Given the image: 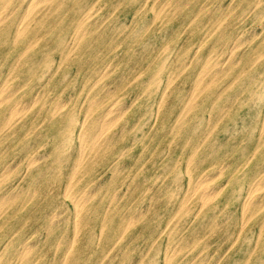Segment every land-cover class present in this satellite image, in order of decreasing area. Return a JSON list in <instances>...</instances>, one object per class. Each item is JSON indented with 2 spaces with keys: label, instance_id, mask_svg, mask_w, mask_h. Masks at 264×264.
I'll use <instances>...</instances> for the list:
<instances>
[{
  "label": "rangeland",
  "instance_id": "obj_1",
  "mask_svg": "<svg viewBox=\"0 0 264 264\" xmlns=\"http://www.w3.org/2000/svg\"><path fill=\"white\" fill-rule=\"evenodd\" d=\"M258 1L51 0L14 44L29 0H0L14 12L0 25V124L23 109L0 125V264H264ZM109 104L112 142L71 174L81 123Z\"/></svg>",
  "mask_w": 264,
  "mask_h": 264
},
{
  "label": "bare ground",
  "instance_id": "obj_2",
  "mask_svg": "<svg viewBox=\"0 0 264 264\" xmlns=\"http://www.w3.org/2000/svg\"><path fill=\"white\" fill-rule=\"evenodd\" d=\"M97 1V0H96ZM155 2H154V4H157V3H160V5L162 6V9L165 7V6H168L167 4L168 3H170L172 0H167L168 1V3L167 2H163V3H161L160 1L161 0H154ZM258 1V0H257ZM27 3V2H26ZM50 3H52L51 2V0H29V2L26 4V6H25V8H24V10H23V12H21L22 14L20 15V17L18 18V20H16L17 21V25H16V30H15V32H14V35H13V41H11V42H13L14 44H16V42L17 41H19V40H22L23 39V37L24 36H26V32L28 31V30H30V26L34 23V22H39V21H41L42 20V18L43 17H45L46 16V14H47V12H48V8L49 7H52V5L50 4ZM146 3V2H145ZM145 3H143V4H145ZM258 4H256L255 5V7L256 6H259L260 4H259V1L257 2ZM152 6V5H151ZM150 6V7H151ZM155 6V5H154ZM154 6H152L153 7V9L155 8ZM149 7V8H150ZM177 7H179V5L177 6ZM221 7V6H220ZM16 8V7H15ZM15 8H14V10H15ZM21 8V7H20ZM94 8V7H93ZM199 8V7H198ZM205 8V7H204ZM228 8V7H227ZM161 9V10H162ZM80 10V9H79ZM152 10V9H151ZM174 10V9H173ZM98 11V10H97ZM222 11V10H221ZM91 12V11H90ZM160 12V11H159ZM14 12H13V9L12 8H10V6H9V2L7 3H3L1 6H0V25L2 24V23H5V21L10 17V15H12ZM161 13V12H160ZM230 14V13H229ZM93 15V14H92ZM91 15V16H92ZM264 17V16H263ZM88 18V17H87ZM154 19H156V16H155V18ZM95 21V20H94ZM208 22V21H207ZM83 23V22H82ZM77 24V23H76ZM90 24V23H89ZM212 24V23H211ZM261 25V24H260ZM264 28V27H263ZM262 30H260V32H261ZM81 31L80 30H78L75 34L76 35H78V36H76V38H77V40L79 39V40H81L82 38H83V36L81 35L82 33H80ZM89 32L90 31H88V34H89ZM183 32V31H182ZM84 33V32H83ZM86 33H87V31H86ZM212 33V32H211ZM254 33V32H253ZM84 35V34H83ZM203 37V36H202ZM248 37V36H247ZM74 38V37H73ZM235 39H236V37H235ZM72 40V39H71ZM201 40V39H200ZM234 40V39H233ZM246 40V39H245ZM69 41V40H68ZM240 41V40H239ZM30 42V41H29ZM28 42V43H29ZM241 42H244V40H242ZM232 44V43H231ZM28 45V44H27ZM238 45V44H237ZM32 46H34V43L32 44L31 42L29 43V48L30 47H32ZM76 46V45H75ZM234 46H236V45H234ZM167 47H168V45H167ZM166 47V48H167ZM239 47V46H238ZM232 50V49H231ZM230 52V51H229ZM231 53V52H230ZM229 53V54H230ZM260 54V53H259ZM228 55V54H227ZM231 55H232V53H231ZM230 55V56H231ZM229 56V57H230ZM264 56V53H262V54H260L258 57H260V58H262ZM221 57V56H220ZM228 57V56H227ZM228 57V58H229ZM218 58V57H217ZM227 58V59H228ZM191 59V58H190ZM207 59V58H206ZM212 60V57L211 58H209V61L207 62V64L204 66V73H207V74H210L211 72H212V67L214 66V65H212L211 64V60ZM18 60V59H17ZM225 60V59H224ZM237 60V59H236ZM235 60V61H236ZM222 61V60H221ZM226 61V60H225ZM231 61V60H230ZM233 61V60H232ZM234 61V62H235ZM17 62V61H16ZM15 62V63H16ZM51 62V61H50ZM190 62V61H189ZM224 62V61H223ZM109 63V62H108ZM164 63V62H163ZM236 63V62H235ZM214 64H217V63H214ZM17 65V64H16ZM202 65V64H201ZM218 65V64H217ZM107 66H110L109 64L107 65ZM161 67V66H160ZM160 67H159V69H160ZM105 68V67H104ZM99 69V68H98ZM114 69V68H113ZM158 69V70H159ZM222 69H223V67H222ZM14 70V69H13ZM216 71H217V69H215ZM214 70V71H215ZM224 70V69H223ZM229 70V69H228ZM101 71V70H100ZM182 71V70H181ZM216 71H215V73H216ZM221 71V70H220ZM108 72V71H107ZM199 72V71H198ZM198 72H197V74H198ZM105 73H106V71H105ZM109 73V72H108ZM111 73V72H110ZM179 73V72H178ZM177 73V74H178ZM227 73V72H226ZM104 74V73H103ZM179 74H181V73H179ZM206 75V74H205ZM204 75V76H205ZM215 75V74H214ZM101 76V75H100ZM172 76V75H171ZM8 77V76H7ZM99 77V76H98ZM216 77V76H215ZM166 78V77H165ZM99 79V78H98ZM169 79H171V78H169ZM201 79V78H200ZM96 81H97V79H95ZM3 81H5V79L3 80ZM159 81V80H158ZM174 80H172V82H173ZM201 81V80H200ZM200 81H199V83H200ZM210 81V80H209ZM167 82H168V80H167ZM194 82H195V80H194ZM7 83V82H6ZM129 84V83H128ZM159 84V83H158ZM168 84V83H167ZM206 84H207V82H206ZM21 85V84H20ZM152 85V84H151ZM199 85V84H198ZM1 87V86H0ZM148 87H150V86H148ZM196 87V86H195ZM228 87V86H227ZM11 88V87H10ZM3 89H4V87H2L1 88V90H0V107L3 105V104H5L6 103V100L7 99H5V96L3 95ZM113 89V88H112ZM167 89V88H166ZM193 89H194V87H193ZM195 90V89H194ZM15 91V90H14ZM14 91H12V92H14ZM38 91V90H37ZM114 91V90H113ZM194 92V91H193ZM11 93V92H10ZM88 93V92H87ZM87 93H86V96H87ZM105 94H108L107 92H104ZM191 93H192V91H191ZM8 94V93H7ZM163 94V93H162ZM215 95H216V93H214ZM214 94H213V96H214ZM192 95V94H191ZM190 95V96H191ZM10 96V95H9ZM13 96V95H12ZM195 96H196V94H194L191 98L192 99H194L195 98ZM36 97V96H35ZM237 97V96H236ZM36 99H38L37 97H36ZM99 99H101V98H99ZM31 100V99H30ZM35 101H37V100H35ZM93 101V105H96L97 103H99V102H97L96 103V101L93 99V100H91V102ZM95 101V102H94ZM118 102V101H117ZM7 103H9L8 101H7ZM23 103H25V101L23 102ZM22 103V104H23ZM59 103V102H58ZM67 103H68V101H67ZM130 103V102H129ZM199 103V102H198ZM20 104V103H19ZM27 104V103H26ZM75 104V103H74ZM24 105V104H23ZM29 105V104H28ZM64 105V104H63ZM98 105V104H97ZM97 105L95 106L96 108H99V107H97ZM129 105V104H128ZM128 105H127V107H128ZM185 105V104H184ZM121 106V105H120ZM20 106H17V103H16V106H15V104L13 105V103L12 104H10L9 105V115L7 116V117H3L4 119L1 121V124L0 125H2V128H8V127H10L12 124H13V122H16V121H18V120H20V118H21V115H22V110L23 109H20L19 108ZM28 107V106H27ZM55 107V106H54ZM89 107V106H88ZM91 107V106H90ZM126 107V108H127ZM130 107V106H129ZM157 107V106H156ZM182 107H184V106H182ZM227 107V106H226ZM22 108V107H21ZM24 108H25V106H24ZM30 108V107H29ZM225 108V107H224ZM65 109V108H64ZM125 109V108H124ZM123 109V110H124ZM88 110V109H87ZM116 110V105L115 104H109V105H107L106 106V108L103 110V112L100 114V116L98 117V118H96V120L95 121H93V123L90 125V124H88L86 121H87V119H86V117H85V120L81 123V125H80V134H79V137H80V148H79V152H78V157L76 158V161H74V163H73V167H72V173L71 174H73V173H76V172H78L81 168H82V166L84 165V163L86 162V160H88V157H89V153L90 152H94V153H96V152H99L101 149H102V147L105 145V144H108V143H111L112 142V140H113V137H111V136H109V131H110V129H111V122H113V116H111L112 114H113V112ZM117 110H118V108H117ZM121 110H122V108H121ZM120 110V112H122ZM156 111H157V109H156ZM87 112V111H86ZM119 112V111H118ZM115 113H116V111H115ZM114 113V114H115ZM124 113H125V110H124ZM157 114V113H156ZM50 115L52 116V118L54 119V120H57L55 117H56V115H58V107L56 106V108H53V111H51V113H50ZM120 115V114H119ZM186 115V114H185ZM118 116V115H117ZM110 118H112V121H111V119ZM116 118V117H115ZM68 121H67V123H66V128L67 129H70V127H71V124H72V118H71V115H69V117H68ZM82 119V118H81ZM92 121V120H91ZM264 121V120H263ZM262 121V122H263ZM176 122V121H175ZM114 123H115V121H114ZM89 125H90V128H89ZM216 126V125H215ZM232 128V127H231ZM123 129V128H122ZM125 129V128H124ZM261 132V131H260ZM262 133V132H261ZM207 135H209V134H207ZM205 139V138H204ZM173 140V139H172ZM244 142V141H243ZM79 145V144H78ZM26 146V145H25ZM28 146V145H27ZM109 146H110V144H109ZM108 146V147H109ZM35 152V151H34ZM167 153V152H166ZM192 154H194V153H192ZM44 155V154H43ZM33 159V158H32ZM111 165V164H110ZM109 165V166H110ZM189 165V164H188ZM17 166V165H16ZM222 166H223V164H222ZM131 167V166H130ZM4 168V167H3ZM11 168V167H10ZM14 168V167H13ZM12 168V169H13ZM186 168V167H185ZM223 169V168H222ZM4 170V169H3ZM2 170V171H3ZM9 169L7 168V171H8ZM6 171V170H5ZM189 172H191V171H189ZM264 172V171H263ZM215 173V172H214ZM215 175V174H214ZM202 176V175H201ZM210 176V175H209ZM72 177V176H71ZM198 178V177H197ZM208 178V177H207ZM213 178V177H212ZM215 178V177H214ZM81 179V178H80ZM79 179V180H80ZM206 179V178H205ZM262 179V178H261ZM254 180H256V179H254ZM69 181V180H68ZM201 181H203V180H201ZM256 182V181H255ZM68 183V182H67ZM254 183V182H253ZM252 183V184H253ZM203 184V183H202ZM201 183H197L196 185H195V191L198 193V192H200L203 188H204V185H202ZM226 184V183H225ZM224 184V185H225ZM257 184V183H256ZM255 184V185H256ZM89 185V184H88ZM258 185V184H257ZM264 185V184H263ZM187 186V185H186ZM220 187V186H219ZM263 187V186H262ZM64 188V187H63ZM66 188H67V186H66ZM210 188V187H209ZM211 188H212V186H211ZM258 188V187H257ZM26 189V188H25ZM255 189V188H254ZM18 190V189H17ZM24 190V189H23ZM22 190V191H23ZM64 190V189H63ZM83 190V189H82ZM210 190V189H209ZM214 190V189H213ZM13 191H15L16 192V190H13ZM146 191H147V189H146ZM193 191V190H192ZM211 191H212V189H211ZM250 191V190H249ZM255 191V190H254ZM84 192V191H83ZM187 192V191H186ZM214 192V191H213ZM64 194H65V192H63ZM81 193V192H80ZM95 193V192H94ZM194 193V192H193ZM203 193V192H202ZM206 194L208 193V192H205ZM216 193V192H215ZM11 194H13V193H11ZM15 194V193H14ZM90 194H92V193H90V191H89V195ZM6 195V194H5ZM201 195V194H200ZM9 196V195H8ZM17 196V195H16ZM66 196V195H65ZM207 196V195H206ZM2 197H3V194H2ZM6 197V196H5ZM78 197V196H77ZM75 198V203L73 204V207H74V209H75V212H76V214L77 215H80L82 212H83V209H84V202H85V198H84V194H82V195H80V197L79 198ZM115 198H116V196H114ZM250 196H248V198H249ZM7 198V197H6ZM189 198V197H188ZM187 198V199H188ZM3 199H4V197H3ZM2 199V200H3ZM12 199V198H11ZM15 199V198H14ZM205 199V198H204ZM0 200H1V198H0ZM7 200V199H6ZM89 200V199H88ZM244 200V199H243ZM87 201V200H86ZM72 202V201H71ZM205 203V202H204ZM258 203V202H257ZM257 203H255V204H257ZM260 203V202H259ZM202 205H203V203H202ZM227 205V204H226ZM108 206V205H107ZM107 208V207H106ZM200 208V207H199ZM243 208V207H242ZM241 208V209H242ZM246 210V209H245ZM61 211H62V209H61ZM59 212V211H58ZM242 212V211H241ZM63 213V212H62ZM61 213V214H62ZM257 213V212H256ZM58 214H60V213H58ZM139 214V213H138ZM73 216H75V215H73ZM81 216V215H80ZM135 216V215H134ZM195 216V215H194ZM132 217H133V215H132ZM63 218H65V217H62V218H60V220H62ZM67 218V217H66ZM81 218V217H80ZM120 218V217H119ZM130 218H131V216L128 218L129 220H130ZM135 218H136V216H135ZM133 219V218H132ZM129 220H127V221H129ZM135 220V219H134ZM133 220V221H134ZM50 221H52V220H50ZM131 222V221H130ZM80 223V222H79ZM169 223V222H168ZM130 224V223H129ZM80 225V224H79ZM127 226V225H126ZM126 226H125V230L127 229L126 228ZM241 226V225H240ZM79 228V227H78ZM77 228V229H78ZM122 229H123V227H122ZM164 229H165V227H164ZM75 230V229H74ZM100 230V229H99ZM76 231H78V230H76ZM123 233H124V230H123ZM122 234V233H121ZM161 234V233H160ZM13 235V234H12ZM78 235V234H77ZM237 235H238V233H237ZM31 237V236H30ZM29 237V238H30ZM76 237V236H75ZM99 237V236H98ZM73 238V237H72ZM120 238V237H119ZM118 238V239H119ZM257 238V237H256ZM28 240V239H27ZM67 241V240H66ZM70 241H72V240H70ZM7 242V241H6ZM61 243V242H60ZM59 243V244H60ZM26 244V243H25ZM59 244H57V245H59ZM189 244V243H188ZM28 245V244H27ZM33 246V245H32ZM35 246V245H34ZM70 247V246H69ZM26 248L27 247H25V251H26ZM28 248H29V246H28ZM31 248V247H30ZM70 249V248H69ZM110 249V248H109ZM227 249H228V247H227ZM24 250V249H23ZM29 250V249H28ZM67 251H68V249H67ZM27 252V251H26ZM165 252V251H164ZM67 253V252H66ZM65 253V254H66ZM64 256V255H63ZM62 258V257H61ZM102 258H103V256H102ZM68 259V258H67ZM221 259V258H220ZM166 261V260H165ZM100 262V261H99ZM190 262V261H189ZM34 263V262H33ZM63 263V262H62ZM139 263V262H138ZM137 263V264H138ZM188 264V263H187Z\"/></svg>",
  "mask_w": 264,
  "mask_h": 264
}]
</instances>
